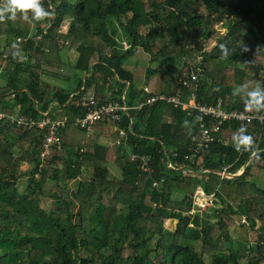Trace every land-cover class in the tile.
Instances as JSON below:
<instances>
[{
  "label": "trees",
  "instance_id": "16d2710c",
  "mask_svg": "<svg viewBox=\"0 0 264 264\" xmlns=\"http://www.w3.org/2000/svg\"><path fill=\"white\" fill-rule=\"evenodd\" d=\"M40 4L49 15L38 21L29 22L19 12L14 20H0V68L6 61L0 112H15L19 104L18 113L32 119L49 109L53 115L82 116L85 111L69 103L82 88L93 90L99 101L106 90L112 89L119 100L125 93L126 104L136 105L142 92L132 86V74L121 64L128 54L117 55L112 38L116 28L111 26L115 21L130 38L129 53L141 48L151 63L161 60L167 69L181 61L174 77L146 69V84L158 76L155 92L179 95L183 102L192 95L206 104L220 98L226 110L264 116V110L236 104L239 96L233 95L240 84L251 90L264 74V0H40ZM67 18L66 31L58 32ZM217 24L223 32L215 29ZM32 25L35 34L29 37ZM208 41L214 44L209 50ZM65 44L77 53L74 69L86 74L76 80L73 92L42 84L39 78L45 57L57 58ZM106 49L108 56L103 54ZM191 72L198 82L183 88L179 78ZM255 87H264V82ZM9 94L13 100L5 97ZM117 125L125 132L116 154L121 176L111 179L108 149L98 143L107 125L97 123L91 134L65 125L58 133L60 150L50 162L60 165L47 167L46 159L39 169L46 130L0 121V264H264V186L259 187L250 174L252 167L264 170V121L247 127L245 133L254 141L249 151L233 148L238 128L225 123L208 148L197 154L195 112L156 102L128 111ZM14 149L29 169L21 193ZM130 154L146 157L150 173L139 169L138 160L129 161ZM225 166L230 173H241L220 179L215 172ZM79 177L72 196L65 197L63 188ZM46 179L53 185L47 210L41 207ZM161 179L160 187L153 188V181ZM198 188L214 196L212 213L183 215L191 211ZM175 192L182 197L173 199ZM243 217L240 225L254 232L256 240L233 248L228 229ZM168 220L176 222L170 232L164 226Z\"/></svg>",
  "mask_w": 264,
  "mask_h": 264
},
{
  "label": "built area",
  "instance_id": "2783aa9c",
  "mask_svg": "<svg viewBox=\"0 0 264 264\" xmlns=\"http://www.w3.org/2000/svg\"><path fill=\"white\" fill-rule=\"evenodd\" d=\"M20 41V39H16ZM6 60V57H2ZM6 61H3L5 63ZM2 69L0 68V71ZM179 82L183 88H188L191 84L198 82V77L194 73H183L179 78ZM142 92L140 99L134 106H129L125 102V93H123L122 98L119 100L114 97V92L112 89L106 90L102 99L99 101L95 96L93 90H77V92L71 97L69 103L79 110H84V114L69 116L65 112L53 115L51 109L41 114L38 119H32L30 117L21 116L18 111L20 105L15 107V112H0V121L9 122L17 127H25L27 129L37 128L45 129L46 133L43 135L40 144V162L39 169L42 168V163L54 152L60 150L61 141L58 135L59 130L62 129L67 124H73L81 129H84L88 134L93 132V128L97 123H102L104 125H110L113 127L114 131L118 136V145L121 140L125 138V132L118 128L117 123L120 121L123 114H127L130 110H140L143 107L151 106L156 102H165L172 104L173 107H180L182 110H188L189 112H195L198 122V135L199 139L195 144L194 153L197 154L204 149H207L209 144H211L217 135L223 124L225 123H235L237 128L241 126L244 127L246 132L247 127L252 124L253 121H264V116L259 113H248L245 111H240L238 109L226 110L223 105V101L217 98L214 103L206 104L197 102L195 97L192 95L187 102H183L179 95L165 96L150 90L147 86L142 89H138ZM12 98L14 95L11 94ZM83 151L80 149L79 152ZM129 161L135 162L138 160L140 162L139 169L146 174L150 173L146 157L139 158L134 154H130ZM228 166H225L220 171L215 173L220 179L223 178H233L241 173L239 170L236 173H230ZM39 174H37L38 177ZM160 181H153L152 187L158 189L160 187ZM192 197V209L188 213L183 215L193 216L195 212L200 213L207 211L213 205L214 196L205 195L204 192L198 188ZM244 217L242 218V223H244Z\"/></svg>",
  "mask_w": 264,
  "mask_h": 264
},
{
  "label": "rangeland",
  "instance_id": "374dc122",
  "mask_svg": "<svg viewBox=\"0 0 264 264\" xmlns=\"http://www.w3.org/2000/svg\"><path fill=\"white\" fill-rule=\"evenodd\" d=\"M53 8V7H52ZM70 19H64V21L61 23V26L59 28L58 32L64 33L67 29L68 22ZM111 26H115L116 28V34H112L113 41L117 48V55L122 56L124 53L128 54L127 57L123 58L122 60V66L125 70L129 71L132 74V86L136 89H142L144 86H147L150 90L156 91L157 84H158V76H154L151 78V80L146 84L145 83V71L147 68L151 70L158 69L172 77L177 76L179 74V71L181 69L182 63L181 61H177L175 65L169 69L163 67L160 64V61H156L151 63L150 57L148 54H146L141 48L136 49L134 52L129 53L131 48V41L126 34L124 37L120 36L119 32L122 31L125 28L115 22L112 21ZM217 31L223 32L222 26L219 24L214 26ZM143 30V29H141ZM35 34V26L32 25L30 32L27 34V36L31 37ZM3 41H0V43ZM214 44L210 41L207 42L206 49L209 50L212 48ZM45 54H49L47 50H44ZM105 56L109 55V49H106L103 53ZM130 54V55H129ZM77 59V53L68 47L66 44L60 47L58 50L57 58H54L53 56L45 57L44 62L41 63L42 72L39 75L40 82L42 84L54 86L57 88H61L64 90H67L69 92H73V90L76 89V80L82 79L85 77L86 74H82L80 71H76L74 69V65ZM6 63V62H5ZM5 63L1 62V71H0V86H2L5 83ZM264 82V74H259L257 77L256 83L253 85L252 88H255V86H259ZM72 87V88H71ZM5 97H8V100H13L11 94L6 95ZM236 104H241L246 108L245 99L242 97H238L236 100H234ZM249 109V108H246ZM100 138L98 139V143L101 145H104L107 147V153H106V159L108 161V171L110 178L119 179L121 176L120 167L118 164V160L116 158L117 154V146H118V136L115 133L112 126H106L104 129V133L100 134ZM78 148H74L73 151H77ZM15 158L18 161L17 163V190L21 193L24 191L28 179V165L25 162H22L19 157L20 153L17 149H14ZM55 153H52L48 158L45 166H59V163L56 164H50L52 158L55 156ZM49 163V166H48ZM46 167V168H47ZM250 174L252 176V179L254 182L259 186H264V170L257 169L255 167L251 168ZM39 177V176H38ZM37 177V179H38ZM82 177H79L77 180L71 181L66 187L63 188L64 196L67 198H70L74 191L77 188L79 180H81ZM52 182L48 179H46L43 184L42 188L44 193L46 194L45 198L41 202V207L43 209H48L50 207V204L52 200L50 199V194L52 193ZM198 193L199 192H195ZM182 197V194L179 192H175L172 194L173 199H180ZM219 205V204H218ZM221 206V205H219ZM218 207V206H217ZM213 208V207H212ZM210 209L207 210L209 212ZM212 212H209L211 214ZM245 220V218H244ZM242 223V219L240 221H236L230 229H228V233L230 235V240L232 243L233 248H237L239 246L245 245L250 246L253 244L256 240V234L252 231H250L247 227H244L240 225ZM175 221L168 220L165 222V229L167 231H173L175 228ZM124 255L128 254L127 251L123 252Z\"/></svg>",
  "mask_w": 264,
  "mask_h": 264
},
{
  "label": "clouds",
  "instance_id": "9594fccd",
  "mask_svg": "<svg viewBox=\"0 0 264 264\" xmlns=\"http://www.w3.org/2000/svg\"><path fill=\"white\" fill-rule=\"evenodd\" d=\"M29 11L31 16L28 15ZM18 12L23 19L29 20V22L38 21L49 15L41 6L40 0H0V20H14ZM220 47L224 49V45ZM233 95L244 98L246 108L255 111L264 110V87H255L249 90L245 84H240L234 88ZM253 143L252 136L245 133L243 126L233 134L232 146L237 152L249 151Z\"/></svg>",
  "mask_w": 264,
  "mask_h": 264
},
{
  "label": "crops",
  "instance_id": "0c3cea01",
  "mask_svg": "<svg viewBox=\"0 0 264 264\" xmlns=\"http://www.w3.org/2000/svg\"><path fill=\"white\" fill-rule=\"evenodd\" d=\"M123 32H124V29L122 30ZM120 32H121V30H120ZM116 34V33H115ZM72 88V87H71ZM74 91V90H73ZM107 126H109V125H107Z\"/></svg>",
  "mask_w": 264,
  "mask_h": 264
}]
</instances>
